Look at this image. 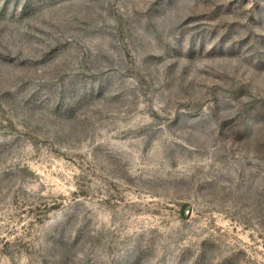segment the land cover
I'll return each instance as SVG.
<instances>
[{
	"label": "rangeland",
	"instance_id": "374dc122",
	"mask_svg": "<svg viewBox=\"0 0 264 264\" xmlns=\"http://www.w3.org/2000/svg\"><path fill=\"white\" fill-rule=\"evenodd\" d=\"M0 264H264V0H0Z\"/></svg>",
	"mask_w": 264,
	"mask_h": 264
}]
</instances>
